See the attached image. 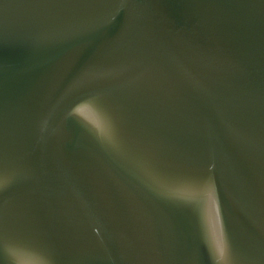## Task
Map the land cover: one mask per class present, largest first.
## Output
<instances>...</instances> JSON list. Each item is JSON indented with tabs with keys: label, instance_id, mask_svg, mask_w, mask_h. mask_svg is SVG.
Instances as JSON below:
<instances>
[{
	"label": "water",
	"instance_id": "1",
	"mask_svg": "<svg viewBox=\"0 0 264 264\" xmlns=\"http://www.w3.org/2000/svg\"><path fill=\"white\" fill-rule=\"evenodd\" d=\"M0 264H264V0H0Z\"/></svg>",
	"mask_w": 264,
	"mask_h": 264
}]
</instances>
